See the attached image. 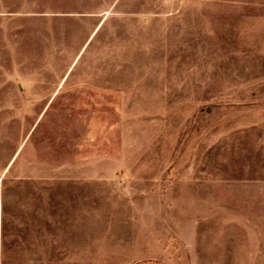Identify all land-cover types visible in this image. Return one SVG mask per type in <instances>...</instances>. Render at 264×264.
Wrapping results in <instances>:
<instances>
[{
  "label": "rangeland",
  "instance_id": "rangeland-1",
  "mask_svg": "<svg viewBox=\"0 0 264 264\" xmlns=\"http://www.w3.org/2000/svg\"><path fill=\"white\" fill-rule=\"evenodd\" d=\"M0 264H264V0H0Z\"/></svg>",
  "mask_w": 264,
  "mask_h": 264
}]
</instances>
